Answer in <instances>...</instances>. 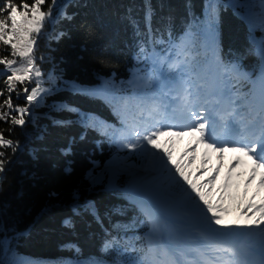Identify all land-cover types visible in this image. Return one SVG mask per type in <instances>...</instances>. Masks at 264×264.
I'll return each mask as SVG.
<instances>
[{"label": "trees", "instance_id": "1", "mask_svg": "<svg viewBox=\"0 0 264 264\" xmlns=\"http://www.w3.org/2000/svg\"><path fill=\"white\" fill-rule=\"evenodd\" d=\"M60 1L0 0V264L98 263L103 230L121 202L92 181L110 156L108 129L78 90L123 91L131 57L201 28L212 0H73L52 27L31 30L29 51L18 52L11 11L49 14ZM258 1L217 3L230 51L247 49V29L232 8L257 11ZM168 22L175 31L150 27ZM4 236L11 240L1 257Z\"/></svg>", "mask_w": 264, "mask_h": 264}, {"label": "rangeland", "instance_id": "2", "mask_svg": "<svg viewBox=\"0 0 264 264\" xmlns=\"http://www.w3.org/2000/svg\"><path fill=\"white\" fill-rule=\"evenodd\" d=\"M30 12V14L26 12L27 16L24 15L23 11H12L10 14L12 20L10 35L17 39L14 45L20 53L23 50L29 51V47L32 44V41L29 39V33L31 30L36 29V26L42 21L39 11L37 12L35 9H32ZM180 58V60L177 58L175 61L177 68L170 67L169 72L171 74L169 77L165 71L172 64L170 60L161 59V62L156 64L155 68L151 67L148 69L152 84L159 89H164L159 91H165L168 94L176 93L178 98L180 96V99L184 96V99L180 101L182 106H186L185 98L191 95L189 100L194 101L195 105L193 107L195 108L203 98L210 99L212 97V100L214 99L213 96L217 93L214 91V87L219 79H223L221 80V88L234 100L239 99L241 92L233 87L230 75L226 73L220 77L213 67L207 70V72L194 73L192 75L190 71H187L189 78L183 82V87L178 90L179 83L176 80L178 76L172 73V70L180 71V69H186L187 64L183 57ZM195 75L202 76L197 77ZM258 77L263 79L258 78L255 90H260L261 84L258 83L264 80V71L259 73ZM170 83L175 89L174 92L168 91ZM259 90L254 97L248 98L246 103H257L260 97ZM165 99H168V97ZM150 100L157 101L155 102L157 108L155 107L154 111L163 117V112H160V110H162V105L167 102L164 99L154 100L151 98ZM188 110L187 113L190 119L196 125V128L199 129L202 121L200 114L198 111ZM142 119L143 121L134 119L135 124L138 123L144 129L155 125V122L150 117L143 116ZM163 123L164 121H160L154 130H142L140 136L136 134L130 140V143L135 147L134 160L128 161L121 157L112 156L105 162L102 169L92 177L95 185L103 184L107 187L116 186L120 182H123L124 185H128L127 189L130 192L132 191V194L128 197L129 199L134 197L139 198L140 201L137 203L147 213L162 216H158L159 219L152 221L151 229L147 235V241L152 248L160 245L156 261L164 264H175V258L180 256L181 251L179 249L182 243V236L176 233V229H183L184 234L187 236L199 239L196 236L201 237L204 232H207L206 228L213 227V224L230 227L228 220H226V215L230 216L231 214L249 219L252 223L259 227L262 226V229H264V182L260 179V175H263L264 169L262 168L255 173L251 166L253 159L248 154H243L238 147H233L225 152H216L212 147L211 149L208 148L211 151V158L202 160L203 155H205V147L207 146L201 143L199 139V137L201 138L200 132H197L198 135L192 134V131L180 134L181 132H177V130L165 127ZM135 133H139V131L136 130ZM173 133H178L180 136L173 137ZM163 137H168L173 143L170 144V149H164L160 153H157V147H163L161 143H158V140ZM183 140L192 142L193 146L190 152L194 157L186 161L182 160L185 156L176 154L178 151L177 147L179 148L177 144ZM238 153L242 155V160L235 158L238 156ZM198 160L203 164L197 166ZM202 167L204 168L202 169ZM185 175L195 183V195H198V201L201 202L200 206L193 207L194 209L181 207L174 197L179 194L180 188L182 189L189 185L188 181L179 182L180 184L175 183L173 187H170V183L173 180L177 178L180 181V178L185 177ZM206 177H209V179L204 181ZM228 183H232V185H237L238 183L241 194L245 191L248 194L246 204L239 208L237 207L235 211L230 213L214 209L210 205L214 200L221 201V190ZM217 218L219 219L216 221ZM3 240L2 238L1 244L2 242L5 243V249H1V255L6 256L5 253L9 249L10 241ZM170 243H175L173 244L175 246L174 252L173 250L168 251L169 246H173ZM199 251L202 255L206 254V251L203 249ZM208 264L212 263L208 261Z\"/></svg>", "mask_w": 264, "mask_h": 264}, {"label": "bare ground", "instance_id": "3", "mask_svg": "<svg viewBox=\"0 0 264 264\" xmlns=\"http://www.w3.org/2000/svg\"><path fill=\"white\" fill-rule=\"evenodd\" d=\"M204 133H206V131H204ZM210 134H212L211 131H209V135ZM158 141V143H161L163 147H157V153H160L164 149H170V144L173 143V141L168 137L160 138ZM177 145H179V148L177 147L178 151L176 154L185 156V158L182 160L186 161L194 157V155H192L190 152V149L193 148L192 142L183 140ZM205 158H211L208 150H206V155H203L202 160ZM199 164L202 165L203 163L198 160L197 166H199ZM203 168L204 167H202V169ZM214 172L217 173L215 170ZM208 179L209 177H206L204 181H207ZM226 220H228V223L230 224V227L226 225L224 226L226 230L219 225H212L213 227L206 228L208 237H217L218 239L217 241L213 242V245H215L213 247L214 249L220 250V246L231 249V247H235L237 244H243L253 247L260 255L264 257V229H262V226L259 227L258 225L252 223L249 219H244L242 216L236 214H231L230 216L226 215ZM199 241L203 244V246L205 245V242H203L201 239H199ZM200 246L201 245L198 247ZM226 254L227 253L224 254V258ZM220 256H223L222 252H220ZM226 260L227 264H245L244 261L235 253V249L232 250L230 256H227Z\"/></svg>", "mask_w": 264, "mask_h": 264}]
</instances>
